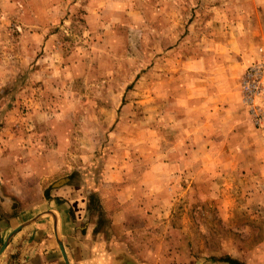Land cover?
Listing matches in <instances>:
<instances>
[{
  "label": "rangeland",
  "instance_id": "rangeland-1",
  "mask_svg": "<svg viewBox=\"0 0 264 264\" xmlns=\"http://www.w3.org/2000/svg\"><path fill=\"white\" fill-rule=\"evenodd\" d=\"M164 1L174 4L0 0V246L59 179L85 186L96 224L110 229L98 187L117 193L129 183L157 182V168L171 163L176 141L186 134L181 119L187 121L199 95L179 61L193 49L191 15L159 13ZM262 12L264 17V4ZM257 50L260 56L244 72L264 63V47ZM244 72L237 86L242 107L252 128L260 129L264 99L256 125L242 101ZM212 162L213 172L182 178L175 203L166 207L167 224L182 229L198 262L239 257L264 233V204H254L253 175L222 172L216 168L222 156ZM5 201L11 205L4 207ZM25 235L10 237L0 258L9 264L29 259Z\"/></svg>",
  "mask_w": 264,
  "mask_h": 264
},
{
  "label": "crops",
  "instance_id": "crops-1",
  "mask_svg": "<svg viewBox=\"0 0 264 264\" xmlns=\"http://www.w3.org/2000/svg\"><path fill=\"white\" fill-rule=\"evenodd\" d=\"M173 2H159L158 12L191 15L188 30L193 49L179 61L183 72L195 79L199 95L196 106L190 107L188 122L181 119V128L187 127L181 132L186 134L176 141L180 144L173 147V160L157 168L158 181L149 183L151 188L147 181L122 185L117 193L98 187L103 217L110 219V229L96 224L98 216L85 186L70 185L67 178L60 186L51 185L35 212L12 229L29 225L11 236L22 232L30 239L25 247L29 259L19 264H65L58 241L69 264H229L220 260L226 256L242 264H264V233L239 257L226 255L198 262L182 241V229L167 224L170 214L166 212L176 201L175 191L183 187L182 178L213 172L212 160L218 156H222V163L216 168L220 166L222 172L253 175L254 204H264L260 193L264 191V124L260 129L252 128L237 87L244 69L260 56L258 47H264V0ZM214 135L220 136L215 139ZM235 141L239 143L231 144ZM198 158L208 160L203 163ZM235 158L238 161L230 164ZM187 183L189 188L192 181ZM168 190L174 191L171 198ZM0 264L9 262L1 257Z\"/></svg>",
  "mask_w": 264,
  "mask_h": 264
},
{
  "label": "built area",
  "instance_id": "built-area-1",
  "mask_svg": "<svg viewBox=\"0 0 264 264\" xmlns=\"http://www.w3.org/2000/svg\"><path fill=\"white\" fill-rule=\"evenodd\" d=\"M242 101L247 106L254 124H260L263 116L261 102L264 99V63L250 65L240 81Z\"/></svg>",
  "mask_w": 264,
  "mask_h": 264
},
{
  "label": "water",
  "instance_id": "water-1",
  "mask_svg": "<svg viewBox=\"0 0 264 264\" xmlns=\"http://www.w3.org/2000/svg\"><path fill=\"white\" fill-rule=\"evenodd\" d=\"M65 181H66V179H59L58 181L54 182V183L52 184V186H53V187L59 186V185L63 184ZM26 224H28V223H26ZM26 224L21 225L20 227H18V228H16V229L12 230V231L7 235L6 239L4 240V242L2 243V245L0 246V255H1V253L4 251V249H5L6 245H7V241H8V239H9V238H10L15 232H17L19 229L23 228ZM58 245H59L60 251H61V253H62L63 259H64V261H65V264H69V263H68V260H67V257H66V255H65V252H64V250H63L62 244H61L59 241H58Z\"/></svg>",
  "mask_w": 264,
  "mask_h": 264
},
{
  "label": "trees",
  "instance_id": "trees-1",
  "mask_svg": "<svg viewBox=\"0 0 264 264\" xmlns=\"http://www.w3.org/2000/svg\"><path fill=\"white\" fill-rule=\"evenodd\" d=\"M220 260L226 261L229 264H242V263L238 262L237 260L232 259V258L227 257V256L225 258H221Z\"/></svg>",
  "mask_w": 264,
  "mask_h": 264
}]
</instances>
